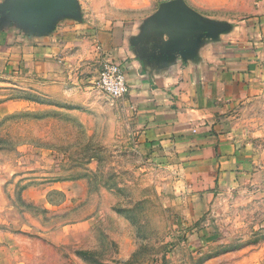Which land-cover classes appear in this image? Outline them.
<instances>
[{"label": "rangeland", "instance_id": "1", "mask_svg": "<svg viewBox=\"0 0 264 264\" xmlns=\"http://www.w3.org/2000/svg\"><path fill=\"white\" fill-rule=\"evenodd\" d=\"M14 1L0 0V17ZM194 2L154 0L140 15ZM51 85L20 64L0 69V123L30 113L0 127L23 140L0 151V264H264L257 177L188 191L191 176L140 151L116 100L99 91L81 103ZM221 130L239 150L264 151V97L240 103Z\"/></svg>", "mask_w": 264, "mask_h": 264}, {"label": "crops", "instance_id": "2", "mask_svg": "<svg viewBox=\"0 0 264 264\" xmlns=\"http://www.w3.org/2000/svg\"><path fill=\"white\" fill-rule=\"evenodd\" d=\"M153 1L10 2L0 69L20 64L84 103L101 92L98 62H125L130 87L116 108L145 157L191 176L188 191L236 187L240 174L264 186V151L239 150L221 130L240 103L264 97V0H195V11L141 16ZM181 160L186 168L173 165Z\"/></svg>", "mask_w": 264, "mask_h": 264}, {"label": "built area", "instance_id": "3", "mask_svg": "<svg viewBox=\"0 0 264 264\" xmlns=\"http://www.w3.org/2000/svg\"><path fill=\"white\" fill-rule=\"evenodd\" d=\"M127 68L125 62L102 58L96 80L97 88L114 100L123 98L130 87Z\"/></svg>", "mask_w": 264, "mask_h": 264}, {"label": "trees", "instance_id": "4", "mask_svg": "<svg viewBox=\"0 0 264 264\" xmlns=\"http://www.w3.org/2000/svg\"><path fill=\"white\" fill-rule=\"evenodd\" d=\"M30 115L28 112H18L8 116L2 123H0V127L13 123L14 121L19 120L20 118ZM22 137L18 134L12 136L11 134H7V136H0V151H10L16 148L20 143H22Z\"/></svg>", "mask_w": 264, "mask_h": 264}, {"label": "water", "instance_id": "5", "mask_svg": "<svg viewBox=\"0 0 264 264\" xmlns=\"http://www.w3.org/2000/svg\"><path fill=\"white\" fill-rule=\"evenodd\" d=\"M159 18V17H158Z\"/></svg>", "mask_w": 264, "mask_h": 264}]
</instances>
